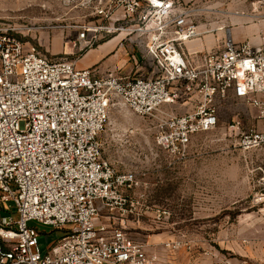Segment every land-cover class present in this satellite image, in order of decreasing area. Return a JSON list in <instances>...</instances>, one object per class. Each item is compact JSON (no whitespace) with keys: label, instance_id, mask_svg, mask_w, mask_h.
<instances>
[{"label":"built area","instance_id":"2783aa9c","mask_svg":"<svg viewBox=\"0 0 264 264\" xmlns=\"http://www.w3.org/2000/svg\"><path fill=\"white\" fill-rule=\"evenodd\" d=\"M191 12L179 0H107L97 10L106 23L79 27L73 45L80 50L103 33H146L154 69L136 77L96 75L77 66L79 57L54 58L18 28L0 27V204L12 202L18 213L16 221L1 216L0 264H157L125 226L128 215H140L130 194L136 173L116 169L100 139L117 102L152 118L156 146L184 160L192 137L216 127L220 104L233 95L257 119L238 145L264 146V40L228 38L193 63L183 50L199 35ZM177 104L192 108L177 113ZM30 221L65 234L43 252Z\"/></svg>","mask_w":264,"mask_h":264},{"label":"rangeland","instance_id":"374dc122","mask_svg":"<svg viewBox=\"0 0 264 264\" xmlns=\"http://www.w3.org/2000/svg\"><path fill=\"white\" fill-rule=\"evenodd\" d=\"M106 3L0 0V27L18 28L23 40L49 56L75 58L87 52L73 45L79 27L106 23L97 15ZM183 5L192 9L189 19L198 30L208 26L201 22L213 17L222 24L226 37L225 30H232L234 41L264 40V0H192ZM102 36L80 61L100 62L92 67L96 75L116 71L136 77L154 69L146 51V33L118 31ZM191 108V104L173 106L177 113ZM256 122V112L229 95L219 106L216 127L195 134L188 158L176 160L156 146L152 118L134 114L121 102L112 107L108 127L100 136L104 153L119 171L136 173L138 184L130 194L138 200L134 211L140 215H128L125 226L144 242L157 264L223 259L264 264V146L242 150L238 145L242 131ZM2 215L18 219L12 202L0 204V219ZM29 225L37 228L43 252L65 234L37 221Z\"/></svg>","mask_w":264,"mask_h":264},{"label":"crops","instance_id":"0c3cea01","mask_svg":"<svg viewBox=\"0 0 264 264\" xmlns=\"http://www.w3.org/2000/svg\"><path fill=\"white\" fill-rule=\"evenodd\" d=\"M181 3L183 4H188L190 3L192 0H179ZM218 14V13H215ZM214 14V15H215ZM211 15V14H210ZM220 15V14H218ZM213 18V17H210ZM209 19V21L207 22H201V25H208L207 27H202L200 28L199 31V35L197 37L188 39L184 42L183 44V50L185 51V53L187 54V57L189 58V60H191L193 63H198L202 57L209 51L211 50H216L219 49L223 46V42L228 39V38H232L231 34H232V30L231 29H226V35L225 36V32L224 28L222 27V24L216 20V19ZM211 24H213V26H211ZM217 31H220L222 33H219V36H214V34H210V33H216ZM244 40H249L248 38L245 39H239L236 41H244ZM102 44H99L98 46H100ZM113 46L109 47L107 49V51H105V54L109 51V49L111 50ZM90 49L87 50V52ZM86 52V53H87ZM86 53L82 54L81 56H79L78 61H77V66L79 68H86V67H93L96 64L100 63V62H95L94 61H90V62H84V63H80V61L83 59V57L86 55ZM119 59H117L116 61H118ZM103 65V64H102ZM107 65V64H104ZM95 71L97 72L98 70ZM99 73V72H98ZM154 239L157 240L159 239V236H154ZM196 264H210V262L212 260H195ZM110 264V263H108Z\"/></svg>","mask_w":264,"mask_h":264}]
</instances>
